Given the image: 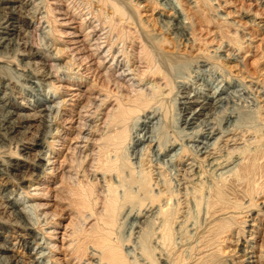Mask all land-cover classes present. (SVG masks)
I'll return each mask as SVG.
<instances>
[{"label":"bare ground","instance_id":"6f19581e","mask_svg":"<svg viewBox=\"0 0 264 264\" xmlns=\"http://www.w3.org/2000/svg\"><path fill=\"white\" fill-rule=\"evenodd\" d=\"M63 1L0 0L7 10L4 14L11 19H16L13 14H17L18 7L30 6L23 10L29 20L26 25L32 26L28 35L38 36L40 31L49 37L39 44L53 54L47 59L48 68L44 66L42 71L26 69L25 63L8 57L15 65L12 72L22 70L16 74V80L45 83L50 93L33 100L38 104L35 115L41 129L30 138L32 146H36L33 162L36 169L29 178L22 177L29 185L21 186L17 181L11 185L6 181L0 183V215L4 213L10 219L6 223L0 216V223L11 226L8 231L0 227L1 232L18 238L13 242L18 248L30 250V263L20 255L14 260L12 255L1 264L13 261L14 264H69L71 260L74 261L70 264H225L228 258L220 259L211 245H218L227 232L230 240L238 241L251 209L255 213L251 218L255 223L251 225L256 232H249L240 263L264 262V69L257 65L253 76L246 75L249 79L235 73L243 84L237 90H230L219 81L197 86L198 90L192 92L180 87L186 86L188 77L197 69L215 63L220 68L217 70L227 69L225 72L237 68L240 61L236 53L242 43L236 46L235 54L215 47L210 50V56L205 52L207 59L197 55L189 62L190 66L184 63L188 69L178 62L182 56L178 49L161 52L156 48L159 44L173 45L164 31L171 34L174 47L180 46L179 42L193 45L201 24L200 16L191 7L200 6L198 1H201L206 7L213 4L212 10L222 11L220 7L229 0L223 4L216 0H151L160 10L156 18L149 17L146 21L150 25L156 22L163 32L154 35L140 18L139 7L146 0H68L66 4ZM241 7L242 11L235 14L248 17L249 22L264 30L262 10L254 9L250 2L247 8L242 2ZM223 12L219 17L229 25L227 18L231 15L229 11ZM123 18L133 20L132 31L121 25L119 19ZM33 22L37 24L33 26ZM42 24H46V30ZM84 26L86 29H82ZM99 26L107 28V35ZM116 26L119 27L117 37L114 35L117 40L127 39V33L143 34V37L134 34L138 44L130 50L131 59L127 57L129 52L124 54V44L123 49L115 48L111 36ZM11 30H15L14 25L6 33L11 34ZM56 35H62L60 45ZM211 56L213 62H209ZM64 58L67 59L62 64L50 60ZM130 61L133 65H127ZM11 74L0 76L2 82L4 78L10 81ZM150 77L151 84L143 85ZM61 82L78 86L85 83V93L68 92L72 86ZM231 96L243 101L232 112L224 110ZM168 104L175 110L167 111ZM28 119V115L12 112L6 120L8 132L14 133ZM171 127L177 129L179 136H167ZM18 141L0 153L18 155ZM81 152H85L86 162L82 179H78L79 173L71 160ZM167 162L176 168L173 186L167 178L170 172L165 173ZM22 165L15 162L13 167L19 170L18 166ZM62 167L66 169L61 172L58 184L63 178L75 183L73 196L79 204L80 224L70 231L63 229L62 235L71 237L65 239L67 251L58 255L59 246L53 239L61 216L46 209L50 205L48 178ZM87 174L90 177L84 182ZM258 198L262 199L259 204L263 208L256 209ZM19 199L24 202L19 203ZM30 199L29 204H24ZM18 203L29 207L20 209L22 216L15 209ZM66 232L69 233L65 235ZM0 249L15 252L13 247L2 243Z\"/></svg>","mask_w":264,"mask_h":264},{"label":"rangeland","instance_id":"374dc122","mask_svg":"<svg viewBox=\"0 0 264 264\" xmlns=\"http://www.w3.org/2000/svg\"><path fill=\"white\" fill-rule=\"evenodd\" d=\"M127 1H130V0H127ZM216 1L218 3H221V4H223L225 2V0H216ZM240 1H241V3H240ZM36 2H39V0L38 1L36 0ZM67 2H68V0L63 1L64 4H66ZM200 2L198 1V5H200L201 7L198 5H197L198 7H191V8H194L191 10L196 11V13H194V12L193 13L196 14L197 17L200 16L199 20H200V24H201L200 25L201 29H199L200 26H198L197 27L198 32L197 31L195 32L196 33V36H195L196 41L193 44L194 46L193 45L189 46V44L188 45L187 44L182 45L183 42L182 43L179 42L180 46L177 47V45H176V47H177L176 48V47H174V43H173L174 40L172 39L171 34H169L168 31H164L166 33V34H164V36L169 38L170 43L172 42L173 45H171V44L169 46L168 45L167 46L162 45V47H161V45L159 44L156 46V48L161 52H165V51L171 52L173 50V48H174V50L178 49L177 53H182L181 55L183 56V57L181 56V58L178 60V62L181 61V63L183 62L182 64H184L185 62L191 63V61L194 59V57L196 58L197 55H203L207 59L206 53L208 52V54H209L208 56H210V53H211L210 50L212 48H215V47H220L223 52L226 51V53L228 52V53H234L235 54L236 53V50H235L236 46L238 47L239 44L242 43L241 46L238 47V50L236 53L237 60L240 61L239 62L240 64L238 63V65H237V68L231 67V71L228 70L230 72H225L227 69L225 71L222 69L217 70V69H220L219 66L218 67L216 66L218 64L215 63V66H214V64H212V66H211V64H209V66L207 65L205 67H202L201 70L197 69L196 73L195 72L191 73L192 75L190 74V76L188 77L186 86L180 87V89L185 88V90L196 92L198 90V88L201 87L203 84L207 86V85L216 84L219 81H221L223 83V85H226L227 87H229L230 90H232V89L237 90L243 84H242V82L240 83V81L238 80L239 75L238 76L234 75L235 73L236 74L240 73V75H243V76L244 75L245 76L246 75L253 76L256 72V66L257 65H259L262 68V70L264 69V30H262L261 27L255 26L251 22H249L248 17H242L241 14L239 15V13H238V15H236V14L238 11H240V12L242 11V7H241L242 2L245 6L244 8H247V6L250 2V5H252L254 7V9L262 10V15H264V5H263L264 0H256V1L255 0H229V2H228V0H226V2H228L229 4L227 3L223 6H221L220 8L222 9V11H218L216 9L212 10L213 4H208V6L209 5L211 6L208 8V6L207 7H206V5L204 6L203 2H201L202 5ZM185 4L187 5L186 2H185ZM142 5H143L142 7H139V9L141 8L140 9V18L142 19L141 21H143L142 23L145 24L147 22L149 24V25L147 23L145 24L146 28H148V30H149V33L151 35H154L157 33H163L162 30H159L160 26H158V24L156 22H154V23L151 22V25H150V22L146 21V19H148L149 17L156 18L158 16V11L160 10L159 7H154L155 4L151 0L144 1L142 3ZM233 7H234V9H233ZM18 8H20V7H18ZM18 8H17V11H18L17 14H13L16 19H11V18L7 17L6 14H4L5 11H7L5 9V4L0 3V55H1L0 56V67H2V71L0 68V71H1L0 76L3 75L5 77H7L6 74L8 72H10V74L12 73L11 74L12 79L10 81L8 79L6 80V78H4V81L2 82V78H0V147H1L0 150L8 149V147L10 145H11L10 147H13L15 145V142L18 141V139H19V141L17 143V148H18L17 151L19 153L18 155H13V157H10V155L8 156L6 153H0V171H1L0 172V183L3 181L4 182L6 181V182H9V185H11L15 181H17L18 182L17 184H19L21 186L22 185L28 186L29 185L28 180H26V179L22 180V177L29 178L28 175L31 174V171L33 169H36V167H34V165H33V162L36 160L35 159L36 158V156H35L36 146H32V144H31L32 140L30 138L32 137L33 133H35L41 129V127L40 128L38 127L39 122L37 120V115H35L37 113L35 108L37 107L38 104L36 102L34 103L33 100L34 99L36 100V97L42 98L43 95L46 93H47V95H49L50 91L48 89V86H46L45 83L38 85L34 81L33 82H26V80H23L21 78H18V80H16V77H15L16 74L22 73V70L17 69V72L13 71V72H15L13 74L12 70L15 68V65L12 64V62H10V59H8V57H12V56L15 57L16 60L18 61L17 63H21V62L25 63L26 69L29 68V70H35L36 69V70L42 71L44 69L43 67L49 61L47 59H49L50 58L49 56H51L53 54H51L52 52L45 51L44 48L40 46L44 41L48 40L49 37L45 36L40 31H37L38 36H36L35 34H32V36L28 35V31H30L32 29V26L28 27L26 25V22L29 20H28L26 12H23V10L30 8V6L21 7L22 9L20 8V10H18ZM195 8H197V10H195ZM199 9L202 11H200ZM83 11H84V9H83ZM197 11H198V14H197ZM223 11H229V14L231 16L229 15L230 19L227 18V21H230V24L232 21V25H230V24L228 25L229 22L222 21L220 19L219 16H220V14L224 13ZM235 12H236V14H235ZM199 13H201V14H199ZM201 15H203L204 18H203V16L201 18ZM87 16L90 17V14ZM76 19L78 20L80 18L77 17ZM119 20L122 23L121 25L124 27V29H127V30L129 29L132 31V29H133L132 27H134V25H133L134 22L132 23L133 20L126 19V18L119 19ZM127 20L129 23L127 22ZM91 21H93V20H91ZM123 21H124V23H123ZM233 21L234 22L237 21L236 22L237 25L239 23H240V25L237 26L236 23H234ZM11 23H12V25H14L15 30H11L13 32L11 34H7L6 30H8V28L12 27V25L11 26L9 25ZM29 23H32V22H29ZM95 23H97V22H95ZM130 23H132V24H130ZM36 24H37L36 22H33L32 25L34 26ZM75 24H77V23H75ZM131 25H132V27H131ZM45 26H46V24H42V27H45ZM116 27L117 28L115 31H113L112 36L110 35L111 38L113 39V41L115 40V42H114V44L116 45L115 48L117 47V49H123V47H124V50H126L125 51L126 53H124V54H127V52H129V54H127L128 56L127 55L126 56L131 59L132 58V56H131L132 51H130V50L133 47L135 48V46L138 44V42H136L138 40V38L136 40V36L139 34V37H141V36L143 37V34H140L138 31L133 33V34H130V33L126 34L125 33L127 35V39L119 38L120 40L119 39L117 40V39H115V36L119 32V27L118 26H116ZM38 28H39V26H38ZM100 28H101L100 31L102 33L104 32L107 35V32H105L107 28H102V27H100ZM46 29H47V27L44 28V30H46ZM82 29H86V26H84ZM84 32L85 31L83 30L80 33L82 34ZM149 33L147 32V34H149ZM125 34H123V35L125 36ZM134 34H137V35H134ZM144 35L147 36L146 32ZM197 35H199V36H197ZM42 36L44 37V39ZM56 37H57V41L59 42V45H60V42L62 41V38H61L62 35L61 36L56 35ZM197 37H199V38H197ZM108 39H110V37ZM8 40L11 42L13 41V42L11 43ZM40 40H43V41H40ZM28 41H29V45H27ZM39 42H41V44H39ZM224 43H228L229 46H223ZM123 44H124V46H123ZM49 51H51V50H49ZM2 56H4V57H2ZM5 56H7V57H5ZM57 56H59V55H57ZM65 56L66 55H62V56H59V58H63ZM186 58H187V60H186ZM6 59H8V60H6ZM66 59L67 58H64L63 60H61V59H55V60L50 59V60L54 61V63L62 64ZM184 59H185V61H183ZM208 59H209V62L214 61L213 56L209 57ZM13 62L16 64V61H13ZM190 63H189V65L188 64L187 65L190 66ZM130 64L133 65L131 61L127 65H130ZM184 65L186 66L184 68L188 69L187 65L186 64H184ZM174 66L176 67V64ZM174 66L172 67L173 70L175 69ZM46 68H48V67L45 66V69ZM242 69H243V71H242ZM3 70H4V72H3ZM242 72H244V73H242ZM262 72H264V70ZM183 76H184V73H183ZM248 76H246L247 77L246 79H249ZM156 80L159 83L161 82L159 79H156ZM179 80H184V79L182 77H179ZM147 81H149V82H147ZM150 82H152L151 77L146 78L143 81V83H144L143 85H149V84H151ZM70 83L71 82H61L62 85H65V84L70 85ZM180 84H182V82H180ZM5 85H8V86H5ZM188 85H189V87H188ZM70 86H72L73 89L67 90L68 92L75 91V92H79V93H85L83 91L85 89V83L81 84V86H78L75 84H71ZM197 86H198V88H196ZM61 91H64V88H61ZM4 92H6V93H4ZM251 94H252V92H251ZM251 94H250V96L253 97V94L252 95ZM242 96H244V95L242 94ZM240 99L241 98H237L236 96H233V97L231 96V102H229L227 105H224V110L231 111V112L234 111V109L238 110L239 109L238 105L240 106L243 104V101ZM168 105H167V107H169V109L167 108V111L171 112V111L175 110V108H172L173 107L172 105H170V104H168ZM194 106H196V104H194ZM12 112H14V113L18 112V113L25 114V115L29 116V119L27 121H25V123H23V125H22L23 127L19 126L14 133L8 132V130H7L8 124L6 121L9 119V116L12 115ZM169 122H170V120H168V123ZM171 124H172V121H171ZM24 126H26V127H24ZM54 126L55 125H52L51 132H54ZM171 128H173V127H171ZM171 128L169 129L170 131L168 130L169 135H167V136H169V137L179 136V134L177 133L178 132L177 129L173 128L175 130H172ZM172 131H174V132H172ZM174 133H176V134H174ZM10 136L12 137V139H9ZM89 146H90V144H89ZM64 152H65V149H64L63 153ZM84 153L85 152H81L80 155H76V156L74 155L72 157V160H71V162L74 163V165L76 166L77 171L79 173V175L77 177L78 179H82V176H83L82 175V168L84 167L85 162H86V160H83ZM145 153L148 155V151H146ZM147 157L149 158L150 155ZM42 158H45V154H43ZM166 158L167 157H165L164 159H166ZM61 159L62 158L60 157L59 161H61ZM145 160H147V159H145ZM15 162H18L21 165L25 163L24 164L25 166L24 165H22L24 167L18 166L19 170H17L16 167H13ZM71 162H68V163H71ZM72 163H71V165H72ZM170 163L167 162L166 164H164V166H165V170H166L165 173L167 174L170 172L169 175L167 174L168 175L167 178L169 180H171V182L170 181L169 182H170V185L173 186V185H175V182H174L175 180L173 177H174V173H176V170H175L176 168H175V166H173L172 163L171 164ZM62 168H59L58 170H56V172L54 173V174H56L55 176L51 175L48 178L49 181H48L47 194H49L48 197L50 198V202H49L50 205L46 209V210H50V211L51 210L56 211L61 216V218L59 217L60 218V225L57 228L56 237H55V239H53V241H55L59 246V249H57V251H56V253L58 255H62V253H65L67 251V248L64 245H66L65 244L66 240L71 237V236L70 237L69 236H67V237L63 236L62 235V233L64 231L63 229L70 231L72 229H75L76 227L79 228L78 226L80 224V221L77 218L79 216L77 212L80 210L79 204L77 202V199L73 196V192L76 190L75 183L70 182V180L68 178H63L60 185L58 184L60 176H61V172H63L66 169V168H63V169ZM37 171H38V169H37ZM27 172H29V173H27ZM172 173H173V175H172ZM80 175H81V177H80ZM88 175L89 174L86 175V178L83 177L84 182L88 181V179L90 177V175L89 176ZM170 176H172V178H169ZM0 195H1V193H0ZM10 197H12V196H10ZM16 197L17 196H15V198ZM38 201L39 200H36V202H38ZM261 201H262L261 198H258L256 200V205H257L256 209L257 208H263L262 204H259V202H261ZM18 202L20 203V202H24V201L19 199ZM30 202H31V199H30V201H27L24 204H29ZM19 203L15 206V209L19 210V212H20V209L22 210L23 208H24V210H28L29 207H24V206H22V204H19ZM0 211L2 212L1 209H0ZM248 213H249L248 217L245 214L246 215L245 220L247 222L245 225H243L244 230L241 234H239L238 241L234 242V240L236 238H231V240H230L229 238L231 236L228 234L229 232H227L226 235H224V239L222 237L221 239H223V240L220 241V243L218 245H216V244L211 245V247L214 246L213 249H215V254L219 255L220 259L228 258V260L230 262L227 260V263H225V264H231V263L232 264H242V263H240L241 262L240 260L242 258V249L247 248L246 246H244L246 243L245 240L246 239L248 240V238H249L248 234L251 230L256 232V229L254 227H252V225H251V224L255 223L253 220H251L252 216H254L255 213L252 212V209ZM22 214L23 213L20 212L21 216H22ZM0 216H2L3 220L2 219L1 220L3 222H6V223L9 222L10 219L6 218L4 213L1 214ZM29 216L31 217V213L29 214ZM32 217H33V215H32ZM6 220H8V221H6ZM199 221H200V218H199ZM6 223L1 222L0 227L5 229V231H8L11 226L7 225ZM10 223H12V221H10ZM263 225H264V223H263ZM63 226L65 228H63ZM45 229H48V228H45ZM1 231H3V230L0 229V243L4 244L5 246H8V247H13V249H15V252L11 251L9 249H6V250L0 249V264L3 262L2 260L7 261L8 258H10V257L12 258V255H13L14 260H16L19 257L18 255H20V256H22L23 260L30 263V261H28L31 258V257H29L30 256L29 255L30 250L24 249L21 247L18 248L17 243L13 244V242H16L15 240H17L18 238L15 239L11 236H5V233H2ZM18 232H20V231H18ZM18 232H16V233H18ZM11 233L14 234V232H11ZM67 233H69V232H66L65 235H67ZM259 235H261V232L259 233ZM61 238H63V239H61ZM259 242L260 241L258 239L257 244ZM191 255H193V254H191ZM252 259H254V258H252ZM73 261L74 260H71L70 263ZM10 264H14V261L11 262ZM41 264H46V263L44 262ZM261 264H264V262H262Z\"/></svg>","mask_w":264,"mask_h":264}]
</instances>
